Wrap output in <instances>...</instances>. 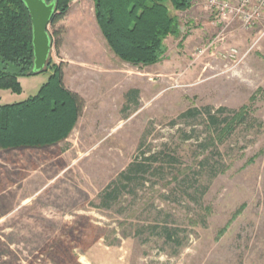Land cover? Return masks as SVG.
Instances as JSON below:
<instances>
[{"label":"rangeland","instance_id":"obj_1","mask_svg":"<svg viewBox=\"0 0 264 264\" xmlns=\"http://www.w3.org/2000/svg\"><path fill=\"white\" fill-rule=\"evenodd\" d=\"M206 2L172 10L179 34L145 66L111 50L94 0H70L49 25L61 30L50 58L85 107L57 144L0 148V264H264V8L224 19ZM50 73L1 90L0 104L35 95ZM206 106L251 116L222 136L203 114L180 116ZM145 156H156L148 172L103 207Z\"/></svg>","mask_w":264,"mask_h":264},{"label":"trees","instance_id":"obj_2","mask_svg":"<svg viewBox=\"0 0 264 264\" xmlns=\"http://www.w3.org/2000/svg\"><path fill=\"white\" fill-rule=\"evenodd\" d=\"M56 2L50 20L56 26L69 11L70 0ZM193 0H94L95 14L100 29L111 50L123 61L135 66L155 63L163 50V42L170 35L179 34V23L172 10L183 12ZM48 32L50 33L49 29ZM60 36L61 30L54 32ZM54 34L50 33L52 47ZM58 47L61 42H56ZM33 27L29 10L23 0H0V90L21 93V77H28L34 69ZM50 75L38 92L25 100L0 104V148H43L69 137L85 107L84 99L64 82L62 63L51 60ZM38 73V74H39ZM129 101L138 104L139 90L129 92ZM206 116L209 129L218 135L230 134L237 125L251 116L247 107L238 110L206 106L183 112L181 117ZM142 155H145L142 152ZM156 156H145L144 161L131 164L102 195V206L109 207L122 188L141 173H147L150 161ZM173 159V158H171ZM168 238L173 231L167 230Z\"/></svg>","mask_w":264,"mask_h":264},{"label":"water","instance_id":"obj_3","mask_svg":"<svg viewBox=\"0 0 264 264\" xmlns=\"http://www.w3.org/2000/svg\"><path fill=\"white\" fill-rule=\"evenodd\" d=\"M29 10L33 27L34 69L32 74L45 70L50 62L52 39L48 32L50 20L56 10V2L47 0H23Z\"/></svg>","mask_w":264,"mask_h":264},{"label":"built area","instance_id":"obj_4","mask_svg":"<svg viewBox=\"0 0 264 264\" xmlns=\"http://www.w3.org/2000/svg\"><path fill=\"white\" fill-rule=\"evenodd\" d=\"M257 5H253V0H237L232 4L231 0H208L211 8L216 10L224 19L229 16L252 19L258 10L264 8V0H257Z\"/></svg>","mask_w":264,"mask_h":264},{"label":"crops","instance_id":"obj_5","mask_svg":"<svg viewBox=\"0 0 264 264\" xmlns=\"http://www.w3.org/2000/svg\"><path fill=\"white\" fill-rule=\"evenodd\" d=\"M206 1L207 0H194L193 5H192V7L189 10L193 9L195 6L197 7V6L206 4L207 3ZM23 80H24V77H21L20 78L21 83H23Z\"/></svg>","mask_w":264,"mask_h":264}]
</instances>
